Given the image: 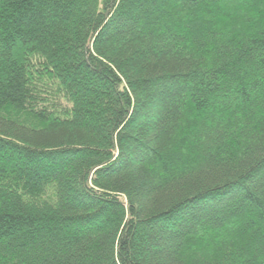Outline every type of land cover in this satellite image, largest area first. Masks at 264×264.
Masks as SVG:
<instances>
[{
  "label": "trees",
  "instance_id": "trees-1",
  "mask_svg": "<svg viewBox=\"0 0 264 264\" xmlns=\"http://www.w3.org/2000/svg\"><path fill=\"white\" fill-rule=\"evenodd\" d=\"M0 264H264V0H0Z\"/></svg>",
  "mask_w": 264,
  "mask_h": 264
}]
</instances>
